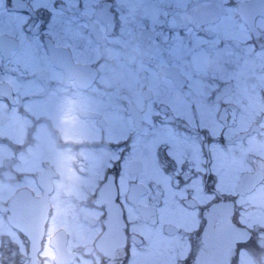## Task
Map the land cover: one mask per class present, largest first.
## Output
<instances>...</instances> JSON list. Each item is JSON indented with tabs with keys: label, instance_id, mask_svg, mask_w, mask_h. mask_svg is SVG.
<instances>
[{
	"label": "flooded vegetation",
	"instance_id": "obj_1",
	"mask_svg": "<svg viewBox=\"0 0 264 264\" xmlns=\"http://www.w3.org/2000/svg\"><path fill=\"white\" fill-rule=\"evenodd\" d=\"M60 2L75 46L33 68L37 0H0V264H264V0Z\"/></svg>",
	"mask_w": 264,
	"mask_h": 264
},
{
	"label": "snow or ice",
	"instance_id": "obj_2",
	"mask_svg": "<svg viewBox=\"0 0 264 264\" xmlns=\"http://www.w3.org/2000/svg\"><path fill=\"white\" fill-rule=\"evenodd\" d=\"M85 9L83 4L37 0V3L20 13V31L13 41L5 45L6 50L33 68L59 59L70 46H75L76 35L73 28ZM153 127L163 129L166 125L164 121L157 120L153 122ZM118 143L127 145V151H122L121 161L128 160L136 148L135 137L128 136ZM189 144L190 133L177 131L169 140L158 145L157 154L162 149L163 154L175 163L173 154L179 153L181 149L186 152ZM204 226L206 229V215Z\"/></svg>",
	"mask_w": 264,
	"mask_h": 264
}]
</instances>
